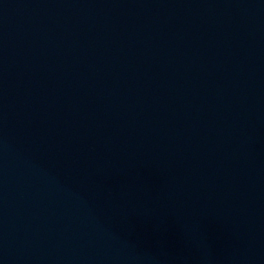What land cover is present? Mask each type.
<instances>
[{
    "label": "water",
    "instance_id": "obj_1",
    "mask_svg": "<svg viewBox=\"0 0 264 264\" xmlns=\"http://www.w3.org/2000/svg\"><path fill=\"white\" fill-rule=\"evenodd\" d=\"M0 264H264V0H0Z\"/></svg>",
    "mask_w": 264,
    "mask_h": 264
}]
</instances>
